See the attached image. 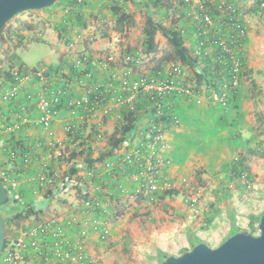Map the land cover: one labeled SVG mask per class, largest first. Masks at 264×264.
<instances>
[{
  "label": "crops",
  "instance_id": "crops-1",
  "mask_svg": "<svg viewBox=\"0 0 264 264\" xmlns=\"http://www.w3.org/2000/svg\"><path fill=\"white\" fill-rule=\"evenodd\" d=\"M171 1L175 8L167 10L145 9L138 0H82V6H74L77 8L74 10L69 5L70 0H63L49 9L32 11L39 12L37 16L34 14V21H24L22 30H16L26 37L22 44L18 45V39L9 40L7 34V41H0V69L3 70L9 55L20 49L27 51L34 42L46 44L56 53L55 60L47 58L37 65L48 66L50 81L47 84L36 79L24 81V92L17 101L0 100L3 124H7L5 129H0V170L7 172L11 181L8 187L20 193L25 206L40 214L42 220L56 222L65 228L66 244L76 246L81 232L87 233L84 253L89 264H161L167 256L183 254L199 242L218 247L239 230L249 231L262 213L257 210V202L262 198L259 172L263 166L251 160V176L246 182L232 177L230 161L240 154L234 126L220 105L207 98L201 105L188 103L182 97L167 98L166 110H173L180 119L177 125L163 126L158 143L152 140L154 114L151 107L143 96L141 101L138 99L135 112L138 111L139 120L120 148L97 161L92 169L85 166L80 169L84 190L90 199L102 200L105 214L86 210L84 200L74 189L52 198L48 193L50 190H53L52 195L57 193L54 186L49 183L41 187L38 183L43 173L56 170L65 173L67 170V164L56 156L58 150L79 149L68 137L69 125L82 136L88 137L93 128L102 134L103 137L97 136L93 144L96 148L94 158H98L99 151L106 150V134H112L119 122L118 112L103 117L99 108L82 109L75 116L64 109L51 125H44L39 121L35 101L25 100V95L47 94L48 88L63 87L67 80L68 97L80 99L94 84L116 83L118 86L120 79H134L149 73L148 68L153 64L143 45L147 18L152 14L158 23L172 28L171 10L180 12L181 18L188 14L180 0ZM248 1L238 0V6L247 10ZM114 2L134 15V25L123 33L114 29L111 11ZM249 15L248 12L246 19ZM25 24L33 25V29L23 30ZM41 26H48L49 30ZM65 27L61 38L60 32ZM180 27L186 31L185 45L191 50L196 40L191 35L190 24L183 21ZM161 38V43L169 48L160 32L158 45ZM128 50L131 52L127 53ZM161 55L162 51L158 52L157 56ZM129 57L132 60H128ZM81 59L83 63L77 67ZM32 68L35 67L27 65V70ZM0 84L12 87L1 77ZM22 114L28 116L26 124L22 123ZM19 123H22L19 129L9 130ZM13 151H18L15 159L11 157ZM151 164L157 179L168 178L174 190L183 192V180L193 187L203 188L204 193L196 205L186 204L182 195L164 199L162 195L157 202L144 197L138 202V193ZM201 170L204 185L196 179V173ZM256 174H259L257 181L254 180ZM13 230L8 222L6 238L14 235ZM74 256L77 260L79 253Z\"/></svg>",
  "mask_w": 264,
  "mask_h": 264
},
{
  "label": "built area",
  "instance_id": "built-area-1",
  "mask_svg": "<svg viewBox=\"0 0 264 264\" xmlns=\"http://www.w3.org/2000/svg\"><path fill=\"white\" fill-rule=\"evenodd\" d=\"M180 2L182 8L188 10V14L181 18L180 12L171 10L172 20L176 22L173 28L176 27L184 39L186 31L180 27V23L186 21L190 24L191 35L196 40L190 50L191 56L201 64H206L216 79L208 75L207 79L199 84L190 65L170 62L166 63L156 75L149 72L134 79H120L118 86H115L116 83L94 84L80 99L68 97L69 83L66 80L63 87L48 88L47 94L25 95V100L35 101L40 123L51 125L64 109H69L76 116L82 109L94 111L96 108L101 109L103 117L118 112L117 118L121 122L125 110L135 112V104L138 99L141 101L143 96L154 114L152 140L158 143L161 140V130L164 125L179 124V116L173 110L169 112L166 110L167 98L182 97L186 102L196 105H201L203 99L207 98L209 102L217 103L225 110H229L244 80V58L249 34L246 14L249 9L256 8L257 4L248 3L247 10H244L242 6L238 8V0H233L231 3L227 0H180ZM261 6L264 7V3ZM128 60L132 59L129 57ZM82 63L83 60H79L77 67ZM17 68L19 65L15 68L14 80L1 77L12 84L11 88L7 84H0V100L3 102L17 101L24 92L22 87L24 81L36 79L44 84L50 81L46 65L29 69L27 73L24 71L20 73ZM21 120L23 124H26L28 116L22 114ZM3 123V114L0 111V129L6 128L7 124ZM22 123L10 126L9 130L19 129ZM67 133L79 147L85 135L82 136V133L76 131L73 125L67 127ZM102 137L100 134L99 138ZM17 154L18 151H13L12 159H15ZM68 155L69 151L66 149L58 150L56 153L57 158ZM6 173L5 170H0V181L4 180L6 184H11ZM63 175L64 173L59 170L48 174L43 173L39 176L38 183L41 187L49 183L55 186ZM182 183L185 185L182 189L184 202L192 207L195 206L204 193L203 188L193 187L187 180H183ZM141 188L138 195L143 194L152 202H157L165 191L173 189V185L168 178L157 179L151 164L147 168L146 178ZM9 189L11 199L17 201L16 205L10 206L14 207V210L9 209L10 217H7L10 225L14 227V235L6 238L0 264H56V261L58 264H89L86 259L87 254L84 253L86 232H81L76 246L66 244L65 228L62 225L44 221L40 214L31 213L30 207L23 203L20 193L12 191L13 187ZM83 192L87 193L85 190ZM83 205L86 210L105 214L104 204L99 198H88L84 200ZM18 212H23L27 217L13 219V215ZM95 227L98 230V227ZM104 234L108 235V231ZM76 253H79L77 260L74 256Z\"/></svg>",
  "mask_w": 264,
  "mask_h": 264
},
{
  "label": "trees",
  "instance_id": "trees-1",
  "mask_svg": "<svg viewBox=\"0 0 264 264\" xmlns=\"http://www.w3.org/2000/svg\"><path fill=\"white\" fill-rule=\"evenodd\" d=\"M81 1L82 0H70L69 5L73 6L75 10L77 8H75L74 6L78 8L82 6ZM227 1L228 3H231L233 0H227ZM61 3L62 1L56 3L55 5ZM138 3L139 5H142V7L145 9H148L149 7H155L159 9L166 8L167 10L175 8L171 0H138ZM262 3H264V0H259L258 6H256V8L249 9L247 12H249V14L256 12L258 8L262 7L261 6ZM238 8L241 7L238 6ZM111 11L115 22L114 29L117 32L123 33L126 30L128 31L129 29L132 28L135 21L134 15L130 14L124 6H121L118 2H114V5L111 7ZM173 24H176L175 20H173ZM23 29L24 30L26 29V31H30L33 29V25L25 24ZM17 31L12 26L8 27L7 25H5L0 32V41L6 42L7 41L6 36L9 35V40L10 39L13 40L16 38L18 39V45L22 44L24 38L26 37L17 34ZM65 31H66V27L63 28L62 31L60 32L61 38L64 36ZM159 32L167 39L170 47V50L167 51L166 53H163V55H161L160 57L157 56L159 52V45L157 43V34ZM143 45L146 48L148 56H151V62L153 66L148 68V71H150L151 74L156 75L157 73H159L161 68L166 63L181 62L184 65H190V67L193 69L195 73V76L199 84H201L203 80H206L208 75L211 76L213 79H216V76L214 75V73L212 74V72L210 71V69L207 67L206 64H201L197 59H194L191 56L190 49L185 45V41L183 39L181 32L178 29H176V27L167 28L163 24L158 23L154 19L152 14H150V16L147 18V21L144 26ZM129 52L131 51L128 50L127 53ZM18 65H19V68H17L18 72L21 73L22 71H24L25 73H27V65L25 63H20V59H18L16 53L9 55L7 67L5 68V70L0 69V77H5L9 80H14L15 79L14 71L15 68L18 67ZM244 67H245V71L243 73V76H245V74L247 73L246 63L244 64ZM253 86L254 89L255 87H257L255 83H253ZM259 94L260 91L255 92V96H258ZM235 99L233 103L235 102ZM93 101H95V99H93ZM125 111L126 112H124L123 114V121L117 123L114 132L112 134H106L105 137L107 138L108 141L106 150L105 151L100 150L98 158H94L96 148L93 147V144H94V140L95 139L97 140V136H99L100 134L97 132V129L95 130L94 128L92 129L93 133H91L88 137L84 136L83 142L79 146L78 150H70L69 155L67 157L60 158L61 160L67 163L68 169L64 173L60 182L54 186L57 193L52 195L51 191L53 190H50V192L48 193L49 195H51L52 198H59L64 194H66L71 189L77 190V193L79 194V198L81 200H87L89 198L88 193L83 192L84 191L83 177L80 175V169L81 167L84 166L92 169L97 161H101L105 157L113 155L116 152V150L120 148L121 144L124 143L125 137L135 128L136 123L139 120L138 113L128 110ZM252 117H253V122L255 124V128L257 130L264 132V114L260 111H253ZM256 152H258L257 149H250L247 153L240 152L238 157L236 158L234 157L231 159L229 169L234 179L243 180L245 182L246 180H248L249 176H251L250 175L251 165L249 163L252 160L251 156H253ZM202 173H203L202 170L196 173V179H198L199 182H201V184H203L201 178ZM1 181L9 189L6 182L4 180ZM179 195H182L180 191L170 189L164 192L162 198L164 199L167 197H173ZM144 197L145 196L143 194L139 195L137 201L140 202L141 200L144 199ZM16 203L17 201L12 198L9 204L0 207V214L4 217L6 221V225L9 222L8 218L10 217L9 216L10 206L16 205ZM31 213H34L33 210L31 211ZM26 217L27 215L24 214L23 212H18L13 215V219L26 218ZM256 229L254 227V230L253 231L251 230L250 233L254 234L256 232Z\"/></svg>",
  "mask_w": 264,
  "mask_h": 264
},
{
  "label": "rangeland",
  "instance_id": "rangeland-1",
  "mask_svg": "<svg viewBox=\"0 0 264 264\" xmlns=\"http://www.w3.org/2000/svg\"><path fill=\"white\" fill-rule=\"evenodd\" d=\"M258 2L259 0L248 1V3H255L257 6ZM34 14L35 13L31 11L23 15H19L10 21L7 26H12L18 31L19 29L22 30L21 23L23 24L24 21H34V16H37L39 12H37L35 15ZM248 25L249 34L245 52L247 73L244 76V80L242 81L239 94L235 99V103H233L231 106L233 109L230 108L229 110H225L223 107H219L226 112L225 115L227 114V120L230 121V123L234 126V137L237 139V151L247 153L250 149H257L258 152L251 156L252 162L261 164V167L263 166L262 170L259 172V174L262 176L260 179L261 181L259 180L262 185L260 191L262 198L257 202V210H261L262 213L257 216V222L255 223V226L249 227V231H253L254 227L255 229L256 227L258 228L259 218L264 213V132L255 128L252 117L253 111H260L264 114V7L258 8V10L254 13H250ZM41 27L40 30L44 28ZM44 29L49 30V27L45 26ZM161 42L162 38L159 41V53H161V51L162 53H166L170 50V47L168 48L166 43L162 44ZM16 54L20 61L31 67H36L47 58L53 60L56 58L55 50L52 47L46 44L37 45V42L31 44L27 51L20 49L16 51ZM253 83H255L257 86L255 89ZM256 91H260L258 96H255ZM259 174H256L254 180H258L256 178ZM249 194L246 195L248 199L250 198ZM257 233L258 231H256L254 234Z\"/></svg>",
  "mask_w": 264,
  "mask_h": 264
},
{
  "label": "water",
  "instance_id": "water-1",
  "mask_svg": "<svg viewBox=\"0 0 264 264\" xmlns=\"http://www.w3.org/2000/svg\"><path fill=\"white\" fill-rule=\"evenodd\" d=\"M63 0H0V32L17 16L48 9ZM9 189L0 181V207L9 204ZM6 221L0 214V259L6 242ZM161 264H264V213L258 223V233L239 230L218 247L197 243L181 255H169Z\"/></svg>",
  "mask_w": 264,
  "mask_h": 264
}]
</instances>
